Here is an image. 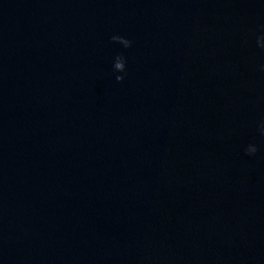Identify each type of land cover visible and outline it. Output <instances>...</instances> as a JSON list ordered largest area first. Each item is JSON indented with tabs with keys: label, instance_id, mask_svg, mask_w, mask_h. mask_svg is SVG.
I'll list each match as a JSON object with an SVG mask.
<instances>
[{
	"label": "water",
	"instance_id": "95a60500",
	"mask_svg": "<svg viewBox=\"0 0 264 264\" xmlns=\"http://www.w3.org/2000/svg\"><path fill=\"white\" fill-rule=\"evenodd\" d=\"M0 264H264V0H0Z\"/></svg>",
	"mask_w": 264,
	"mask_h": 264
}]
</instances>
